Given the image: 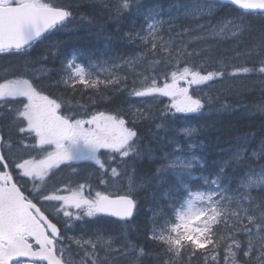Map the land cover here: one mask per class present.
I'll return each mask as SVG.
<instances>
[{
  "label": "snow or ice",
  "instance_id": "obj_1",
  "mask_svg": "<svg viewBox=\"0 0 264 264\" xmlns=\"http://www.w3.org/2000/svg\"><path fill=\"white\" fill-rule=\"evenodd\" d=\"M95 6L116 24L142 15L147 27L123 33L122 39L142 46L150 56L163 55L149 61L139 80L129 84L112 69H120V61L127 66L133 60L105 58L94 51L82 59L57 40L47 56L30 62L39 67L0 78V264H142L147 257L154 264H264V163H248L264 159V132L259 154L254 150L249 157L242 143L230 160L209 169L204 157L185 151V146H197L192 137L201 129L184 128L185 146L176 142L161 166L146 177H171L174 182L167 185V197L150 210V243L143 247L128 239L140 214L138 191L131 182L126 191H98L72 180L59 186L49 183L65 168L78 174L82 161L111 173L108 180H100L104 185L127 175L129 160L152 154L150 145H142L139 126L151 125L148 131L159 140L160 131L171 129L177 120L203 114L208 101L196 95L194 87L245 76L255 78L246 88L259 85L264 93V0H184L171 6L166 20L143 0H99ZM80 7L53 0H0V53L31 56L34 45L67 28ZM188 20L197 23H184ZM96 29L99 35L102 29ZM193 40L202 46L190 49ZM226 42L232 47H221ZM226 52L252 66L229 72L233 65ZM49 57L61 59L59 79L47 67ZM213 62L215 68L209 70L206 66ZM41 79L68 91L55 97L45 94ZM77 85L93 90L88 104L127 107L91 110L79 99L74 102ZM124 93L122 100L112 98ZM157 102L163 108L154 111ZM256 109L264 113V103ZM17 146L30 151L21 154ZM101 150L110 154L107 159H101ZM150 246L155 251H145Z\"/></svg>",
  "mask_w": 264,
  "mask_h": 264
},
{
  "label": "trees",
  "instance_id": "obj_2",
  "mask_svg": "<svg viewBox=\"0 0 264 264\" xmlns=\"http://www.w3.org/2000/svg\"><path fill=\"white\" fill-rule=\"evenodd\" d=\"M182 2L184 0H143L147 8L162 11L165 14L163 16L165 20L168 19L167 13L171 10V6ZM55 3L79 4L81 7L77 10L76 19L61 32L45 40L42 44L35 45V51L31 56L0 58V78H15L13 73L18 74L28 71L31 67H39V64L33 65L30 62L40 60L42 56H47L51 45L57 40L64 41L66 51L72 54H79L82 59L87 52L94 51L97 55L103 54L105 58L108 56H121L125 59L133 60V64L127 66L123 64V61H120L121 68L112 69L119 76H126L129 84H131L133 79L139 80L138 74L145 71L149 61L159 59L163 55L159 53L155 57L150 56L146 54V50L142 46L137 47L122 39L123 33L138 31L141 26L147 27L142 15H134L127 20H122L120 24H116L108 20L107 13L104 10L95 6L99 4V0H55ZM173 15H175L174 11ZM90 22L93 28L91 32L89 31ZM198 22L203 23L204 21L200 20ZM184 23L195 24L197 21L188 20L184 21ZM96 26L102 29L99 35L96 34ZM190 35L195 37L197 33L192 32ZM201 46L200 42L193 40L190 49ZM221 47L227 49L231 48L232 45L226 42ZM142 52L145 54H142ZM220 55L218 52L217 56ZM223 55L229 57L230 59L227 62L233 65V67L227 69L229 72L234 71L235 67L241 65L252 66L243 57H236L232 52H226ZM47 67L56 73L54 78L59 79L61 59L49 57ZM206 67L209 70H214L215 63H210ZM24 78L30 77L25 76ZM101 78L103 79V74H101ZM253 79L255 78L236 76L222 81L209 82L207 85L200 86L199 89L194 87L196 95L202 96L208 101L205 104L203 114L195 115L194 118L177 120L171 129L160 131L159 140H155L152 133L148 131L151 125L142 124L139 126L138 131L142 136V145L145 148L150 145L152 154L138 160H129L127 175L119 177L120 181H116L118 185L112 182L109 185L101 184L100 180H108L111 173L105 174L97 165L91 164L82 166L79 173L73 176L69 177V174L57 176L63 182L68 181V177H72L73 181L89 183L94 190L98 191H113L112 186L121 188V185L125 186L127 183H133V186L138 191L137 198L139 200L140 214L128 232V239L143 247L150 243L146 238L147 230L150 226V210L161 200L162 196L164 198L167 197V185L174 182L171 177L167 178L166 181L155 179L148 181L146 177L153 175L155 169L161 166L164 154L171 153L176 142H179L181 146H185L187 138L183 135L184 128L201 129L199 134L195 135L197 148L185 146V150H190L204 157L208 162L209 169L214 168L222 161L230 160L232 152L240 148L242 143H246L249 157H251L254 150L259 154L262 142L261 133L264 132V113L259 112L256 106L264 103V93L261 92L259 85L254 88L245 87V85L251 84ZM40 86L45 90V94L51 92L53 97L63 95L68 91L63 86L60 88L54 87L51 79H41ZM109 87L111 88V86ZM101 89L103 90L102 85ZM92 94L93 90H84L82 86L77 85V96L74 98V102L79 99L80 103L88 104V96ZM108 95L112 96L111 91L108 92ZM118 97L122 100L126 97V93H124L123 97L117 94L112 98L117 99ZM161 99H163L164 104L169 103L168 98ZM133 102L138 104L139 98H133ZM240 105L246 106L249 110L245 111L239 107ZM88 106L91 110L99 111H110L112 108L121 106L127 107V105H122L121 103L110 105L99 101L94 105L88 104ZM157 108H163V105L157 102L153 110L155 111ZM251 133L256 134L254 138L247 141L241 140L242 137ZM13 138L19 139L20 137L14 134ZM17 151L23 154L30 151V149L17 146ZM108 155L110 154L107 152L102 153V159H107ZM248 163L256 167L258 164L264 163V159L252 158L248 160ZM199 174V172L193 173L194 176ZM229 175L233 174L229 172ZM236 175H239V173ZM62 177H65L66 180ZM55 183L56 181L50 184L53 185ZM140 185H143V187H137ZM28 187L30 188V184ZM258 194V190L253 192V195ZM229 224H231V221H229ZM74 235H77V233L71 232V236ZM145 251H155V248L150 246L145 248ZM221 255L223 256L224 253ZM142 264H154V261L151 257H147L143 259ZM193 264H197V262L194 261Z\"/></svg>",
  "mask_w": 264,
  "mask_h": 264
},
{
  "label": "rangeland",
  "instance_id": "obj_3",
  "mask_svg": "<svg viewBox=\"0 0 264 264\" xmlns=\"http://www.w3.org/2000/svg\"><path fill=\"white\" fill-rule=\"evenodd\" d=\"M139 103H140V101H139ZM138 103V104H139ZM192 139L196 142V144H197V139H196V136H194V137H192ZM197 148V147H196ZM187 149V148H186ZM186 151V150H185ZM104 152H106V150H101V159H102V153H104ZM193 152L192 151H190V150H187L186 151V154H192ZM88 164H91V165H95L94 164V162H91V161H82V162H78V170H80V168L82 167V166H85V165H88ZM98 166V165H97ZM78 173H79V171H78ZM61 174H69V177L70 176H73L74 174L69 170V169H67V168H65L63 171H59L58 173H57V175H61ZM111 175V174H110ZM68 177V180H72L73 181V179H72V177L71 178H69ZM62 178H64L65 179V177H62ZM66 180V179H65ZM117 180H119L120 181V179L118 178V179H115V180H111L110 182H112V183H114V184H116V185H118L117 183H116V181ZM58 183H60V184H62L63 183V180H61L60 178H58L57 179V182L55 183V184H53V185H51V186H59V184ZM128 184L129 183H127L125 186L124 185H121V188H118V187H114V186H112V188H113V191H126L127 190V186H128ZM133 184V183H132ZM112 185V184H111ZM110 185V186H111ZM134 185V184H133ZM120 186V185H119ZM31 187H32V185L30 184V189H31ZM69 236H71V235H69ZM75 259H79V257H74Z\"/></svg>",
  "mask_w": 264,
  "mask_h": 264
},
{
  "label": "flooded vegetation",
  "instance_id": "obj_4",
  "mask_svg": "<svg viewBox=\"0 0 264 264\" xmlns=\"http://www.w3.org/2000/svg\"><path fill=\"white\" fill-rule=\"evenodd\" d=\"M55 2V1H53ZM11 58V57H18V55H12V54H7V53H0V58ZM69 235V233H68Z\"/></svg>",
  "mask_w": 264,
  "mask_h": 264
}]
</instances>
